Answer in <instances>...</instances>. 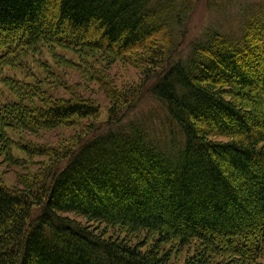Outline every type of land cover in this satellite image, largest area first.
<instances>
[{"label":"trees","instance_id":"16d2710c","mask_svg":"<svg viewBox=\"0 0 264 264\" xmlns=\"http://www.w3.org/2000/svg\"><path fill=\"white\" fill-rule=\"evenodd\" d=\"M192 6L0 0V155L19 168L13 185L0 180V264H263L264 22L238 38L212 31L171 61ZM52 47L143 73L126 88L84 73L108 99L100 121L84 84L50 90L27 73ZM147 97L161 130L128 118ZM174 131L181 142L160 137Z\"/></svg>","mask_w":264,"mask_h":264},{"label":"rangeland","instance_id":"374dc122","mask_svg":"<svg viewBox=\"0 0 264 264\" xmlns=\"http://www.w3.org/2000/svg\"><path fill=\"white\" fill-rule=\"evenodd\" d=\"M255 18L264 22V0H193L192 10L188 16L186 26L182 30L183 33L179 37L178 46L175 53L172 55L171 61L187 58L191 43L193 41H204L206 35L212 31L228 33L231 38L240 37L243 35L247 23L249 24L252 22L250 19L255 20ZM5 73L11 75L8 71H5ZM27 73H30V76L34 75L40 78L42 83L41 87H46L50 90L51 84H48V82L52 80L63 81V79H65L67 88H75V85L79 83L84 84L85 88H79V90L82 89L85 97H89L99 105V120L104 121L107 117L108 99L102 91H99L98 84L92 81V77L88 78L90 76L89 73H105L107 79L111 82V86L126 88L127 86L134 85L140 78L139 73L143 72L141 69L131 64L111 61L105 63L97 57L90 58L89 56H80V54L73 53L69 50L52 47L50 49H41L39 53L32 54L28 58ZM84 73H86L88 77L85 78ZM18 77L21 78V75ZM1 84L2 83H0V100L2 99L3 93H5V88ZM57 90L62 92V95H66L64 92L66 90ZM139 104L142 103L139 102L138 105ZM143 104L144 105L133 110L128 118L146 119L145 125L154 121L157 125V130L163 129V125L161 124L163 113L160 112L162 105L153 101L152 97H147ZM71 129L72 128H69L65 131L57 130L55 132H63V134H66ZM55 132H40V134L46 139L53 140ZM10 134L14 138L19 136L17 131H11ZM20 135L30 137L24 131L20 133ZM160 137L165 139L169 144L173 141H182L177 132L173 135L167 132ZM36 140H40V138L36 137ZM14 153L17 154V151L14 150ZM7 163L8 161L4 159V156L0 155V180L6 185H13L15 182V170L19 168L17 166H8ZM143 236V234H137L130 239L133 242L143 241ZM147 245L148 242L145 243V247ZM164 248L168 249L166 245ZM187 253L188 250L186 248L172 250L170 260L173 263H180ZM260 261L264 264V255L260 258Z\"/></svg>","mask_w":264,"mask_h":264}]
</instances>
